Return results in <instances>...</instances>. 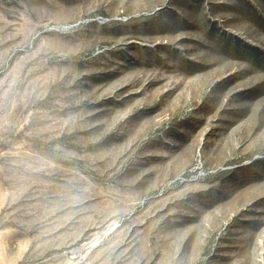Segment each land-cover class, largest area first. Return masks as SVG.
I'll use <instances>...</instances> for the list:
<instances>
[{
    "label": "rangeland",
    "instance_id": "obj_1",
    "mask_svg": "<svg viewBox=\"0 0 264 264\" xmlns=\"http://www.w3.org/2000/svg\"><path fill=\"white\" fill-rule=\"evenodd\" d=\"M101 262L264 264V0H0V264Z\"/></svg>",
    "mask_w": 264,
    "mask_h": 264
},
{
    "label": "clouds",
    "instance_id": "obj_2",
    "mask_svg": "<svg viewBox=\"0 0 264 264\" xmlns=\"http://www.w3.org/2000/svg\"><path fill=\"white\" fill-rule=\"evenodd\" d=\"M6 102V99L4 100ZM115 246L114 244H109L108 248L105 249V251H114L115 250ZM121 255H123V253H121ZM100 256H101V253L100 252H97L95 255H93L92 257H90V259L92 260H100ZM101 264H103V262H101Z\"/></svg>",
    "mask_w": 264,
    "mask_h": 264
}]
</instances>
